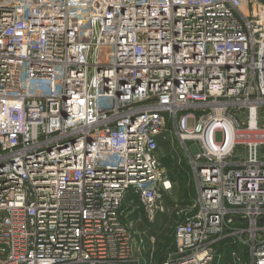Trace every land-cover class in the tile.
I'll return each mask as SVG.
<instances>
[{
  "label": "built area",
  "instance_id": "built-area-1",
  "mask_svg": "<svg viewBox=\"0 0 264 264\" xmlns=\"http://www.w3.org/2000/svg\"><path fill=\"white\" fill-rule=\"evenodd\" d=\"M160 138L161 264H264L262 0H0V264H148Z\"/></svg>",
  "mask_w": 264,
  "mask_h": 264
},
{
  "label": "trees",
  "instance_id": "trees-1",
  "mask_svg": "<svg viewBox=\"0 0 264 264\" xmlns=\"http://www.w3.org/2000/svg\"><path fill=\"white\" fill-rule=\"evenodd\" d=\"M262 1L264 2V0ZM158 145L159 150H163H160V153H165V155L161 157L162 165L167 169L168 176L172 182L177 184L179 195L178 202H174L169 196L166 197L164 193L162 194L166 207L172 209L169 214L160 212L159 210L155 213L152 221H149L143 216L142 222H136L135 229L139 231L140 235L144 238L142 254L148 261V264H161L168 252L174 250L173 230L175 225L182 220V215H179L177 210L178 208L188 205L191 202L190 199L194 195L193 184L189 181L190 168L184 157L176 152H173L171 155L169 152V140L167 139H158ZM130 197L135 200V203H138V198L136 196L131 195ZM124 207L126 206L123 204V208ZM129 209L130 208H128V210ZM138 210L144 213L141 207H138ZM135 213L136 212H132L130 218L135 217ZM151 237H153V241L150 239ZM223 242L226 244L225 247L227 248L229 246L228 239Z\"/></svg>",
  "mask_w": 264,
  "mask_h": 264
},
{
  "label": "rangeland",
  "instance_id": "rangeland-1",
  "mask_svg": "<svg viewBox=\"0 0 264 264\" xmlns=\"http://www.w3.org/2000/svg\"><path fill=\"white\" fill-rule=\"evenodd\" d=\"M216 139L217 140H220L221 139V133L220 132H217L216 133ZM190 145H191V151H192V153L195 154L197 152V146H196V144L194 142H191ZM161 151H163V150H161ZM164 194L166 195V197L169 196L171 199H173L174 202H178L179 189H178L177 184L173 183V187L171 189V192L170 193H167V194L164 193ZM162 204H163V207L164 208L162 207V209H158V211L160 210V212H164V213L169 214L172 211V209L169 208V207H166L165 200L163 199V197H162ZM134 208L136 210L135 211L136 213H135V217H132V219L133 220L136 219L135 220V223H136V221H138L137 223L142 222L143 221V216L145 217L144 213L140 212L138 210V207H134ZM133 211L134 210H132V209L129 210V212H133ZM137 213H139V214H137ZM139 217H142V218L141 219H138ZM247 256H248V253L247 252L243 253V257L245 258V260L243 261V264H250L249 263V258Z\"/></svg>",
  "mask_w": 264,
  "mask_h": 264
},
{
  "label": "crops",
  "instance_id": "crops-1",
  "mask_svg": "<svg viewBox=\"0 0 264 264\" xmlns=\"http://www.w3.org/2000/svg\"><path fill=\"white\" fill-rule=\"evenodd\" d=\"M152 241H153V240H152ZM143 260L145 261L144 263H147V262H148L145 258H144Z\"/></svg>",
  "mask_w": 264,
  "mask_h": 264
},
{
  "label": "water",
  "instance_id": "water-1",
  "mask_svg": "<svg viewBox=\"0 0 264 264\" xmlns=\"http://www.w3.org/2000/svg\"><path fill=\"white\" fill-rule=\"evenodd\" d=\"M98 62H99V59H98Z\"/></svg>",
  "mask_w": 264,
  "mask_h": 264
}]
</instances>
